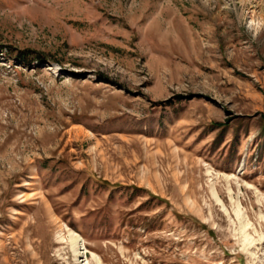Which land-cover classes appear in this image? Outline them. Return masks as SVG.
Segmentation results:
<instances>
[{"label": "rangeland", "instance_id": "rangeland-1", "mask_svg": "<svg viewBox=\"0 0 264 264\" xmlns=\"http://www.w3.org/2000/svg\"><path fill=\"white\" fill-rule=\"evenodd\" d=\"M0 264H264V0H0Z\"/></svg>", "mask_w": 264, "mask_h": 264}, {"label": "bare ground", "instance_id": "bare-ground-1", "mask_svg": "<svg viewBox=\"0 0 264 264\" xmlns=\"http://www.w3.org/2000/svg\"><path fill=\"white\" fill-rule=\"evenodd\" d=\"M66 231H67V237H63L61 234H59L58 241L67 242L70 245L71 249H73L75 254L81 252V254L83 255L84 251L82 250H84L85 248L82 247L81 237L70 228L66 227Z\"/></svg>", "mask_w": 264, "mask_h": 264}, {"label": "trees", "instance_id": "trees-1", "mask_svg": "<svg viewBox=\"0 0 264 264\" xmlns=\"http://www.w3.org/2000/svg\"><path fill=\"white\" fill-rule=\"evenodd\" d=\"M37 54L35 53V51L30 50V49H24V50H18L16 53V56L19 60V62L21 63H26L27 61L31 62L34 59L38 58V56H36ZM34 56V57H33Z\"/></svg>", "mask_w": 264, "mask_h": 264}]
</instances>
